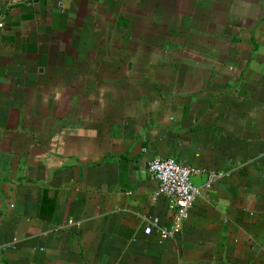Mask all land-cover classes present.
<instances>
[{
  "label": "crops",
  "instance_id": "crops-1",
  "mask_svg": "<svg viewBox=\"0 0 264 264\" xmlns=\"http://www.w3.org/2000/svg\"><path fill=\"white\" fill-rule=\"evenodd\" d=\"M0 23V264H264V0H0ZM155 157L200 169L167 238Z\"/></svg>",
  "mask_w": 264,
  "mask_h": 264
},
{
  "label": "built area",
  "instance_id": "built-area-1",
  "mask_svg": "<svg viewBox=\"0 0 264 264\" xmlns=\"http://www.w3.org/2000/svg\"><path fill=\"white\" fill-rule=\"evenodd\" d=\"M147 170L157 180L158 192L168 198L174 222L172 228L165 229L159 224L157 217H146L144 232L150 234L155 229L163 238L173 236L182 227L192 206L201 196L200 188L193 181V176L200 169L175 158L155 157L148 162ZM221 176L223 172L211 173L205 186L211 187L214 180Z\"/></svg>",
  "mask_w": 264,
  "mask_h": 264
}]
</instances>
